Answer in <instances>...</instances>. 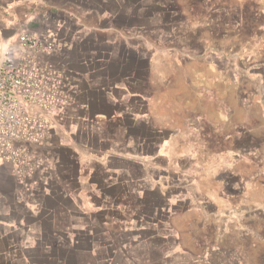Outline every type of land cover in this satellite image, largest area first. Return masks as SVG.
<instances>
[{
	"label": "crops",
	"instance_id": "obj_1",
	"mask_svg": "<svg viewBox=\"0 0 264 264\" xmlns=\"http://www.w3.org/2000/svg\"><path fill=\"white\" fill-rule=\"evenodd\" d=\"M191 1L194 19L184 17L175 0H0V42L52 17L50 31L65 41L60 50L84 57L75 73L80 90L73 93L79 95L60 116L69 143L60 142L54 151L55 170L42 165L34 175L13 169L0 175V264H68V254H78L73 240L92 235L93 227L125 237L121 243L112 236L100 246L90 240L94 264H116L118 253L123 263L156 264L150 253L162 243L164 216L177 215L195 196L167 187L169 178L177 183L188 177L183 170L164 172L160 164L164 135L174 131L154 111L151 61L161 47L157 41L163 32L179 37L189 24L208 26L200 31L224 24L231 13L236 23L248 2ZM198 28L190 32L197 34ZM185 120L184 129L174 128V145L186 138L198 143L205 134V117ZM215 221L214 227H227V221ZM243 221L236 219L235 227H247ZM220 251L208 256L209 263L231 264ZM162 259L161 252L159 263Z\"/></svg>",
	"mask_w": 264,
	"mask_h": 264
},
{
	"label": "rangeland",
	"instance_id": "obj_2",
	"mask_svg": "<svg viewBox=\"0 0 264 264\" xmlns=\"http://www.w3.org/2000/svg\"><path fill=\"white\" fill-rule=\"evenodd\" d=\"M247 1L236 23L231 13L224 24L200 31L208 26L199 21L179 37L163 32L157 41L154 111L174 131L164 135L160 164L164 172L183 170L188 177L177 183L169 178L167 187L195 196L177 215L164 216L162 243L150 253L156 264H210L208 256L219 249L231 264H264V0ZM175 4L184 17L195 18L193 1ZM54 19L28 24L17 39L0 42V175L11 169L34 175L42 165L51 171L59 143H69L60 116L79 95L73 93L80 90L75 73L84 57L60 50L65 41L50 31ZM198 26L197 34L190 32ZM190 117H205V134L198 143L186 138L174 145V128L184 129ZM194 146L197 151L189 153ZM216 219L227 227H214ZM236 219L247 227H235ZM105 228L73 240L78 254H68L69 263L94 264L90 240L100 246L113 236L122 243L121 232ZM115 256L116 264H127L122 253Z\"/></svg>",
	"mask_w": 264,
	"mask_h": 264
},
{
	"label": "built area",
	"instance_id": "obj_3",
	"mask_svg": "<svg viewBox=\"0 0 264 264\" xmlns=\"http://www.w3.org/2000/svg\"><path fill=\"white\" fill-rule=\"evenodd\" d=\"M21 41L26 44V43L29 42V37L24 35V36L21 37Z\"/></svg>",
	"mask_w": 264,
	"mask_h": 264
}]
</instances>
